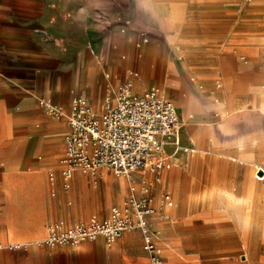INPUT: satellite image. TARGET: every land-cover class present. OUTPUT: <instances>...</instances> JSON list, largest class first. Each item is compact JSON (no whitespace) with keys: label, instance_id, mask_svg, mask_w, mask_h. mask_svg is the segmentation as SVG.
I'll return each instance as SVG.
<instances>
[{"label":"rangeland","instance_id":"obj_1","mask_svg":"<svg viewBox=\"0 0 264 264\" xmlns=\"http://www.w3.org/2000/svg\"><path fill=\"white\" fill-rule=\"evenodd\" d=\"M71 1L75 4V10L71 12L70 22L64 27L61 25L58 28L41 29L43 38L40 39L37 52L24 54L27 58L23 59L22 64L29 67V72L19 76L25 87L35 88L32 93L24 90L23 94L33 95L38 108L47 116L48 113L39 104L42 98L53 97L56 103L63 106L67 114L70 111L72 99L77 95H82L93 105L99 106L108 94L105 74L110 73L112 78H115V87H118L124 80L125 74L132 69L138 71L141 76L143 65L148 60L151 62L153 75L150 76L148 86L140 93L153 87L161 88V84L166 80L167 88H164L165 92L162 94L166 98H175L178 103L184 120V140L190 143L196 141L197 144L203 142V148L206 144V149L210 147L208 152L202 153V162L208 169L210 171L219 169V166L227 161L248 166L252 169V180L256 181L258 186L257 175L261 174L258 176L264 179V172L258 173V166L264 168V114L252 111L255 97L253 91L237 94L238 101L246 102V108L252 112L243 113L239 120H234L226 127L233 128L235 136L241 132L246 134L250 130L246 136L257 138V143L246 152L238 151V153L247 154L246 156L233 155L229 156L228 160L219 154L222 152L211 149L213 147L228 148L234 145L230 137L223 132L219 112L209 106L195 108L199 113L198 119L213 122V130L209 131L207 126L202 125L196 129L193 128L195 129L193 131L197 132V135H194L191 129L194 123H189L190 119L180 105V99L182 94L187 93L186 86L181 82L188 83L192 87L191 81L204 89L214 87L223 90L232 87L234 80L248 79L251 84L257 86L251 88L264 91V0H199L195 18L188 17L189 13L182 11L155 12L156 21L163 24V29L152 26L148 12L136 10L133 16L128 18L126 11H120L110 13L112 17L104 20L98 15H90L89 12L83 11L82 4L88 0ZM116 29L121 30L125 36H133L135 43L145 45L154 38H164L162 41L169 45L167 68L164 73L160 67V60L163 59L162 47L155 48L156 42H150L144 49L147 58L144 53L130 57L128 53L130 44L123 42L117 46V49L114 48L113 39ZM172 36L176 39L174 44L169 42ZM134 49L137 51L136 47ZM89 54L93 57L91 62L87 61ZM232 60L248 61L255 66L246 73L242 70L239 74L234 73L235 71L229 72L225 69L227 64L224 63ZM10 63L9 59L0 61L1 66H9ZM178 65L187 73L182 72ZM168 73L169 76L166 77ZM255 77H258L257 81ZM49 87H56L57 90L49 93ZM64 120L67 121V118L65 117ZM199 123L203 124V122ZM258 149L263 150L260 163H258ZM179 156L184 158V155L179 154ZM63 157L64 155L58 159L60 165ZM50 170L51 168L45 172V178L50 183L46 190L33 186L34 178L30 177L26 170L8 175V180L17 186L0 188V243L2 245L7 247L13 243L37 244L45 236L47 226L53 221L63 220L66 224L72 225L88 221L93 215L101 217L100 210L105 206L98 208L96 203L103 201L106 205L108 204L109 214L111 207L123 203L128 195L127 181H125L124 191L120 194L117 193L116 182L113 187H108L106 179L108 181L120 179L109 171H103L101 177L97 179L89 174L80 173L72 179L71 187L66 189L63 179L59 181L58 188L51 186ZM174 170L172 169L171 174ZM185 174L186 172L179 174L177 170L174 176L175 179H184ZM78 176L82 177L80 183H76ZM169 183L171 179L167 180L166 187L177 203V206L171 210L173 220L163 222L169 227L165 236L158 237L154 234L162 248L163 264L219 263L224 260L218 256L222 255V247L225 244L237 245L239 242L240 251L231 252V258L225 260L251 264L252 260L258 259L259 256L264 257V246L258 251V203L256 207L249 210L253 215L251 228L240 229L236 221L224 209L213 206L215 201L213 196L202 197L197 210L188 215L184 225H180L183 222V216L180 213L183 208L182 199L176 195V191L169 186ZM207 185L208 183H204L198 189L200 196L210 190V186L207 187ZM108 191L113 192L111 198L108 196ZM41 198H48L57 204L47 208ZM160 199L161 196L158 202ZM158 202L155 204L156 207L159 205ZM46 214L51 218L43 219L42 217ZM40 223L45 233L42 236H36L33 241L16 239L9 234L12 228L21 237L36 235ZM246 236L249 240L251 239V243L246 240ZM1 238H8V240L4 241Z\"/></svg>","mask_w":264,"mask_h":264},{"label":"crops","instance_id":"obj_2","mask_svg":"<svg viewBox=\"0 0 264 264\" xmlns=\"http://www.w3.org/2000/svg\"><path fill=\"white\" fill-rule=\"evenodd\" d=\"M74 5L75 4L72 3L71 0H0V61L6 59L11 61L9 66L0 65V188L17 186L11 183V180H8V175L22 170H26V172L30 174V177L34 178L33 182L35 183H33V186L41 190H46L50 186V183H48L45 178L47 169L51 168L49 171V180L52 182L51 186L53 188H58L59 181L63 179L60 160L58 159L65 155V137L69 131L68 121H65L64 118H54L49 114L48 116L45 115L38 108L33 95L28 96L23 94L24 90H28L32 93L35 87H25L26 85L21 81V76L19 75L23 73L28 74L29 72V67L23 66L24 64H22V61L27 58L24 54L37 52V46L40 44V39L43 38L40 30L44 28L48 29V27L58 28L61 25L64 27L65 24L71 20V12L75 10ZM198 6L199 0H88L82 4V9L85 12H89L90 15H98L99 18L104 20H109L110 17H112L110 13H117L120 11H126L127 17L131 18L136 10H140L150 14L149 19L152 21V26L163 29V24L156 21L157 15L155 12L182 11L189 13L188 17L195 18L197 17L196 12ZM225 9L228 11L227 7H225ZM170 17L172 18L171 15ZM162 40L163 38H154L150 42H156L155 48L162 47L163 59L160 60V67L164 73L167 68L169 45ZM123 42L130 44L128 49L130 57H135L139 53H144L147 58L144 49L150 42L147 45L135 43L133 36H125L119 29L114 30V48L117 49V46ZM135 47L137 51H135ZM92 58V55L89 54L87 61L91 62ZM224 64H227L226 70H229V72L235 71L234 73L237 74H239L240 70L246 73L255 66V64L251 62H242L241 60L226 61ZM178 66L182 69V72L184 71L187 73L180 65ZM133 72L137 73V76H133ZM152 75L153 69L151 67V62L146 60L143 65L141 76H139L138 71L132 69L125 74L124 80L121 81L120 85L128 79H132L134 83V92L141 94L140 92L148 86L150 76ZM176 75L181 76L180 74ZM168 76L169 73L166 77ZM105 78L107 80V87H115V78L113 79L110 73L105 74ZM255 80L257 81L258 77H255ZM166 83V80H164L161 84V88H158L159 90L161 89L160 94L163 97H165V95L162 94L165 92L164 88H167ZM251 87L257 86L251 84L248 79H237L233 81L232 87H227L223 90L226 91L229 89L230 91H234L235 102L238 106H241L245 102L238 101L237 94L251 90L255 95L254 90L258 88ZM151 89H155V87ZM206 89L214 91L213 93L223 91L214 87H208ZM56 90V87L48 88L49 93L55 92ZM18 91H20L19 94ZM42 99L63 107L59 103H56L53 97ZM168 99L174 101L179 118L184 123L175 98L169 97ZM89 102L98 110L102 108L104 103L95 106L91 101ZM180 141L182 146L181 149H177L173 145L172 147H170V145L168 146L170 148L167 150L166 156L169 160L174 161V164L171 169L161 171L159 175L160 180L156 182L152 188L154 205L159 201V197L162 193L169 192L172 195L166 187L168 179H171L169 186L174 188L176 195L182 199L183 208L180 213L183 216V222L180 225H184L188 215L197 210L202 197L213 196L215 198L213 206L217 209H224L229 216L231 215L237 224L240 218L247 219V217H249V219L252 220L250 227L248 226L240 229L251 228L253 225V215H251L249 210L254 206L256 207L258 203V251L262 250L261 248L264 246V185H262V181L264 179H258L257 186L256 181L253 182L252 180V169L250 167L238 163H231L230 161L220 165L219 169L210 171L207 165L202 162V153L208 152L210 147L206 149V144L205 149H197L192 153L195 148V143L194 141L190 143V141L184 140L183 129H181L180 132ZM249 148L251 147L240 148L231 145L228 148L213 147L211 149L222 152L219 154L225 156L228 160L229 156L233 155L239 157L246 156L247 154L238 153V151L246 152ZM184 149L188 150L185 151ZM179 154L181 156L184 155V158L180 157ZM190 154L191 156H189ZM262 155L263 150L258 149V163L262 162L260 158ZM172 169L175 170L171 174ZM177 170L179 174L186 172L184 179H175L174 175ZM260 171L264 172V168L258 166V173ZM51 172L55 173L54 180L50 179ZM78 174L80 173H76L73 178ZM259 176H261V174ZM148 177L150 179H155V176L151 174L148 175ZM125 181L126 180L123 178L117 181L113 179L108 181L106 179L109 188L113 187L115 182L117 183L118 194L124 191ZM80 182H82V177L78 176L76 183ZM204 183H208L207 187L210 186V190L200 196L198 189L202 187ZM227 192L233 194L236 200L232 201L231 195ZM53 195H55V193H53ZM62 196L65 195L62 194ZM108 196L111 198L113 192L108 191ZM246 198L250 200L247 201ZM42 202L46 204L47 208H51L57 204L55 201H50L48 198L42 199ZM174 202L175 205L173 208L177 206L175 199ZM233 202L234 205L231 207ZM96 204L98 208L105 207L100 210L102 211L101 217L93 215L91 218L96 217L103 219L107 217L108 204L106 205L103 201ZM171 210L169 211V221L173 220ZM176 213H179V211H176ZM42 218L46 220L51 217H48L46 214ZM164 221L168 220H162L158 216L151 219L150 226L153 235L156 234L158 237H163L168 233L169 227L163 223ZM44 233L45 231L41 223L36 235L21 237L12 228L9 230V234L12 237H16V239L23 238L32 241L36 236H42ZM45 236L43 238H45ZM1 239L4 241L8 240V238ZM246 240L251 243V239L249 240L247 236ZM29 245L26 251H12L5 246L4 249L0 250V264H147L148 262V255L143 248V234L138 229L125 232L124 235L111 246L107 245L103 237L94 242H82L76 245L75 248L63 247L59 249H50L48 247L39 246L33 242L29 243ZM238 250L240 251V242L233 246L225 244L221 249L222 255H218L224 260L212 264H246V262L241 263L239 261L225 260L231 258V252ZM251 264H264V257L259 256L258 259L252 260Z\"/></svg>","mask_w":264,"mask_h":264},{"label":"built area","instance_id":"obj_3","mask_svg":"<svg viewBox=\"0 0 264 264\" xmlns=\"http://www.w3.org/2000/svg\"><path fill=\"white\" fill-rule=\"evenodd\" d=\"M133 76L137 73L133 72ZM128 79L118 87L108 86V94L100 110L83 96L73 98L69 113L50 101L40 105L54 118H67L69 131L65 137V155L61 160L64 188L71 187L76 173L89 174L94 179L109 171L128 182V195L120 205L111 207L107 217L90 218L72 225L62 220L47 226L45 238L37 242L50 249L75 248L82 242H94L103 237L113 245L125 232L138 229L143 234L147 264H163L162 249L151 232L150 221L158 216L169 220L174 207L169 192L161 194L154 205L152 188L163 170L171 169L174 161L165 149L173 145L181 149V124L176 104L156 89L142 94L133 90ZM188 150V149H184ZM154 175L150 179L148 175ZM55 179V173H50ZM28 243L7 246L12 251H26ZM5 246L0 243V250Z\"/></svg>","mask_w":264,"mask_h":264},{"label":"bare ground","instance_id":"obj_4","mask_svg":"<svg viewBox=\"0 0 264 264\" xmlns=\"http://www.w3.org/2000/svg\"><path fill=\"white\" fill-rule=\"evenodd\" d=\"M163 40H164V38H163ZM175 40L176 39H175L174 36H172L171 38H169V42L171 44H174L175 43L174 42ZM154 56H155V54H154ZM182 83H183L184 86H186L187 93L181 95L180 105L183 107L185 113L187 114L188 118L190 119L189 123H194L193 126L191 127L192 132L194 133V135H197L196 134L197 132H194L195 129L197 127H199V126H202V125L207 126L206 128L209 131H212L213 130L212 129L213 128V122H211V120H201V119H198V117H199L198 114L199 113L195 109V108L198 109V107L209 106L212 109H215V110H217L219 112V114H220L219 115L220 116V123L223 124V126H222L223 132L230 137L229 139H231L233 141V144L236 147H240V148H242V147H248V146L249 147H252V146H254L257 143V138H254V137H251V136H246V134L250 130L246 134H244V133L241 132V133L238 134V136L237 135L235 136L234 135L233 128L226 127V126L230 125L234 120H237V119L239 120V118L241 117L240 115H242L243 113H246V112L258 111V112H261V113L264 114V91L263 90L256 89L254 91L255 92V99H254L255 101H254V104H253L254 109L252 111H250L245 106L246 102L243 103L241 106L240 105L239 106L237 105V103L235 102V92L234 91H230L229 89H227L226 91L223 90V91H217L216 93H213L214 91L204 89V88H202L200 86L198 87V85L195 84V83H192V81H191V84H190L192 87H190L188 85V83L181 82V84ZM156 90H158L160 92L159 89H156ZM199 122H203V124L202 123L200 124ZM180 124H181V129H183L184 123L182 122V120H180ZM186 124H188V123L186 122ZM193 128H195V129H193ZM221 132H222V130H221ZM203 139H202V141H203ZM193 140H195V138H193ZM203 145H204L203 142H201L200 144L195 143V148L193 149V152L192 153H194L197 149H205V148H203L204 147ZM170 147H172V145H170ZM170 147H168V148L165 149L166 154H167V150ZM189 156H191V154ZM188 157H185V158H188ZM257 178L258 179H262L258 175H257ZM213 193H214V191H213ZM227 193H229V192H227ZM230 195H231L232 201H235L236 198L234 197V195L233 194H230ZM243 199H244V197H243ZM246 200L249 201L250 199L249 198H246ZM251 203H252V200H251ZM233 205H234V202H233V204H231V207H233ZM250 208H251V205H250ZM238 224H239V227L240 228L248 227V226L250 227L251 224H252V220L249 219V217H247V219L240 218Z\"/></svg>","mask_w":264,"mask_h":264}]
</instances>
